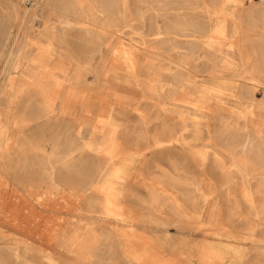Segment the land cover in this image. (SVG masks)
I'll return each mask as SVG.
<instances>
[{"label": "rangeland", "instance_id": "374dc122", "mask_svg": "<svg viewBox=\"0 0 264 264\" xmlns=\"http://www.w3.org/2000/svg\"><path fill=\"white\" fill-rule=\"evenodd\" d=\"M11 1L0 0L1 34L15 22L6 9ZM52 1L62 5L67 0ZM70 1L74 6L80 3L84 9L93 6L100 11L109 0ZM110 1L121 14L116 23L120 22L122 28H118L116 35L102 37L104 42L91 63H81L85 59L78 63L58 61L62 48L55 43L57 55L53 61L45 63L38 71L39 76L30 78L13 94L4 83L2 72L11 65L9 53L19 34L18 24L12 26L8 46L3 47L0 240L7 242L4 244L10 249L14 247L15 253L3 250L0 241V264L73 263L75 255L70 251L68 239L78 224L98 229L100 235L116 231L117 236L106 242L111 251L103 255L102 264H263L264 224L259 226L262 214L253 210L245 198L249 195L257 199L260 206L259 189H264V176L237 175L222 180L208 172L202 162L209 160L199 156L209 149L215 151V147L211 148L214 130L219 134L223 129L221 120L212 124L211 115L208 121L204 118L211 107L208 93L203 90L193 94L210 80L193 81L175 94L178 88L171 69L161 64L164 62L156 63L151 56L156 48L152 41L158 25L155 16H139L141 4L147 0ZM20 6L24 9L21 14L30 15L35 9L38 15L43 14L40 5L33 9L29 3L20 2ZM85 14L88 19L94 18L92 12ZM101 14L95 20L102 23L106 14ZM31 23L35 27L28 33L35 36L41 31L40 19ZM28 25L24 22L22 28ZM24 29L18 42L25 39ZM86 37L84 34L73 37L77 55H82L80 50L87 47ZM91 38L96 42L99 37ZM17 84L22 85L18 78L11 88ZM185 94L197 96L183 100ZM177 107L194 120L189 137L194 139L198 151L189 155L185 165L204 167L207 170L204 174H173L172 151L178 141L173 129ZM210 109L213 113L214 108ZM255 116L252 130H259L260 119ZM254 135L252 150L261 142L257 141L260 135ZM107 149L119 150L120 156H115L134 161L125 178L127 187L123 188L120 200L122 212L119 210L123 219L131 222L132 229L129 223L119 226L113 220L102 221L98 204L88 198L87 191L79 196L75 185L79 177L89 180L98 159L104 162L107 158ZM43 150L47 154L56 151L58 162L54 166L42 155ZM109 160L107 175L116 168L115 159ZM173 182L178 184L173 187ZM153 190L178 202L176 209L182 218L176 221L167 210L151 211L160 224L157 220L156 224H144L140 217L150 212L145 200ZM223 191L233 197L232 203L224 199ZM186 196L195 199L190 202L185 200ZM125 232L128 235L124 236ZM92 262L94 259L88 264Z\"/></svg>", "mask_w": 264, "mask_h": 264}, {"label": "bare ground", "instance_id": "6f19581e", "mask_svg": "<svg viewBox=\"0 0 264 264\" xmlns=\"http://www.w3.org/2000/svg\"><path fill=\"white\" fill-rule=\"evenodd\" d=\"M13 1L7 3L6 9L15 21L12 26L18 24L19 34L9 53L11 65L8 70L6 67L2 72L6 78L4 83L13 94L20 91L30 78L32 80L33 77L39 76L38 71L43 69L45 63L53 61L57 55L55 43L62 48L58 61L65 59L78 63L85 59L81 63H91L94 54L104 42L102 37L116 35L122 25L120 22L116 23L122 17L116 5L110 0L100 8V11L93 6L84 9L80 3L74 6L70 0L62 5L52 0ZM20 2L29 3L33 9L40 5L43 14L38 15L36 9L30 15L21 14L24 9L21 8ZM141 5H143V8L139 9L141 18L148 14L151 17L155 16L158 25L155 27L157 33L152 41L156 48L151 56L156 63L164 62L161 64L171 69L178 88L175 94L193 81L210 80L193 93L197 94L203 90L208 93L211 107L205 112L207 116L204 117L205 120L208 121V116L211 115L212 124L220 120L223 122V129L219 134L214 130V143L211 148L215 147V151L212 153V149H209L199 154L204 161L209 160L202 162L208 168V172L215 173L222 180H229L237 175L245 178L257 174L264 176V0H147ZM87 12L94 13L92 20L86 17ZM101 13L106 14V19L102 23L95 20L102 15ZM36 18L40 19L38 24L41 31L35 36H30L28 31L35 27L31 22ZM24 22L29 23L25 29L22 28ZM12 26L7 29L2 27L4 32L0 33V59L3 47L8 44L12 34ZM23 29L25 39L21 43L18 42V37L22 35ZM80 34L87 36L84 40L87 47L80 50L83 52L82 55H77L78 46L72 39ZM91 36L99 38L93 42ZM16 78L22 85L17 84L13 89L11 85ZM193 94L183 95V100L197 96ZM257 94L259 98L256 97ZM179 108L181 107L174 110L173 129L178 141L172 151L173 174L177 176L204 174L207 171L204 167L188 168L185 165L189 155L196 153L198 149L194 139L190 140L189 137L190 126L194 120ZM210 108H214L213 113ZM254 116L260 119L259 130H252ZM252 133L259 134L257 141H261L254 150L250 148ZM3 134L4 128L0 125V136ZM106 151L107 158L104 162L98 159L96 171L89 180L79 177L75 185L79 196L83 191H87L88 198H92L98 204L103 216L102 221L113 220L112 222L119 226L129 223L128 227L132 229L131 222L123 219L120 200L123 188L127 187L125 178L129 175L134 161L130 158H118L119 150ZM42 153L45 158L50 159L52 166L58 162L55 150L49 154L43 150ZM110 157L115 159L116 168L107 175L106 166L110 162ZM177 184L178 182H173V187ZM259 191L260 206L257 204L258 200L251 199L249 195L245 202L262 214L260 226L264 224V189L260 188ZM223 193L224 199L232 203L233 197L225 191ZM194 199L195 197H185V200L190 202ZM88 203L91 204L90 201ZM176 203L178 202L166 196L162 197L157 190H153L145 200L150 212L141 215L140 219L145 222L144 224H156L158 219H155V214H151V211L167 210L177 221L182 218V213L177 212ZM82 210L80 208L79 212H83ZM157 224H160L159 221ZM97 230L78 224L77 229L71 233L68 242L70 251L75 255V260L71 264H88L90 259H94L92 264H102V257L111 251L106 242L109 238L116 237L117 233L115 231L109 235H100ZM127 233L125 232L124 236L128 235ZM4 243L7 242H2L3 250L15 253L14 247L10 249Z\"/></svg>", "mask_w": 264, "mask_h": 264}]
</instances>
